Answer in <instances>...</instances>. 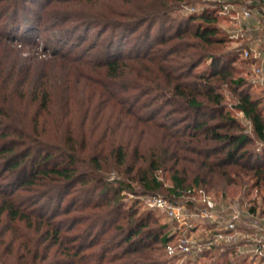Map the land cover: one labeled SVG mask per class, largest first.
<instances>
[{
  "label": "trees",
  "instance_id": "obj_1",
  "mask_svg": "<svg viewBox=\"0 0 264 264\" xmlns=\"http://www.w3.org/2000/svg\"><path fill=\"white\" fill-rule=\"evenodd\" d=\"M82 1L52 0L39 12L35 0H0L8 60L0 62V264H160L154 250L172 241L165 225L125 208L119 194L135 179L158 187L155 171L165 164L174 172L172 199L192 185H264V114L233 76L246 44L226 46L222 3L181 13L183 0H112L118 5L100 10ZM46 21L66 34L65 45L78 30L106 33L98 31L100 44L85 55L59 45L47 58L21 56L11 39L33 41ZM58 62L70 64L80 87L59 82L64 95L55 98L48 83L56 74L46 65ZM224 84L249 130L226 110ZM145 131L154 139L135 168L128 149ZM111 168L125 174L118 185L105 178ZM186 170L191 185L180 176Z\"/></svg>",
  "mask_w": 264,
  "mask_h": 264
},
{
  "label": "rangeland",
  "instance_id": "obj_2",
  "mask_svg": "<svg viewBox=\"0 0 264 264\" xmlns=\"http://www.w3.org/2000/svg\"><path fill=\"white\" fill-rule=\"evenodd\" d=\"M51 1L52 0H35V2L40 3V5L35 6V2L34 4L32 3L33 10L35 9V11L43 12L44 9L47 8V4L48 7L52 6L50 4ZM81 2L84 1L81 0ZM214 2H220V0H183L182 3L179 4L181 7L180 12L184 13L187 10L198 9L206 5H211ZM225 2H228L231 5L228 11L226 10L221 14L218 24L220 25L222 32L227 35L228 40L226 46L233 47L246 44L233 61V76L242 77L246 81L245 87L252 97L260 100V106L262 113L264 114V26L261 25L264 24V18L259 15V12L262 11L261 7L255 0H225ZM90 3L93 5L91 7L95 10H100L108 4L113 7L114 5H118L116 4L117 2L112 0H86V4L89 5ZM55 7L58 8V4H56ZM246 8L251 9L252 15L255 17L253 20L251 19L253 16L250 18H243L238 13ZM5 19L6 15L2 17L0 23L4 22ZM42 19L43 18H41V20ZM47 22L48 21L43 22L42 25L39 26V30L36 32L33 41H23L17 38L11 39V43L16 47V51L20 52L19 54L21 56L47 58L51 55V52L55 47L59 48V45L63 48V51L72 50L76 55H85L90 52L89 47L91 45L100 44L99 37L97 36L98 31L103 34L106 33L103 28L78 30L74 34H71L72 36L68 38L70 39L68 44L65 45L63 43L61 44L60 38L64 41L66 34H64L60 28H53L52 24L49 22L48 24ZM79 33L83 35L85 34L80 41L76 38ZM68 45H75V48ZM244 49H247V55L243 54ZM13 55L15 54H11L10 57H13ZM3 56L5 58L7 57V51L3 47H0V62L5 65L8 60L7 58H3ZM206 63L208 62L201 63L195 68V71L203 70L207 65ZM50 70L56 74L50 76V80H57L54 84L48 83L50 80L46 83H48V85L52 84L50 85V89L55 93V98H58L63 94L59 93L61 90H64V87H61V85L66 86V83L70 84L71 89L76 88V85L80 87V84L75 82L76 74L70 68V64H62L60 62L54 65L51 63L47 64L46 71L48 72ZM85 70L87 71V68H84V71ZM61 76L63 79L58 80ZM59 82L62 84L57 86ZM81 89L88 92L92 87H84L83 84ZM220 90L223 95V102L226 110L228 109L230 114L238 118L243 128L249 130V124L247 120L244 119L242 113L231 106V103L234 102V95L229 91L227 85H222ZM72 104L74 105V103ZM77 114V111L73 110L70 116L72 117ZM99 132L100 131L97 133ZM114 134L117 137L122 136L126 138L131 134L132 137L133 135H138L132 130H118ZM153 139L154 136L148 131H145L141 136L139 144L135 148L133 144L130 146V149H128L133 155L132 157H136V159H134L135 168L138 166L144 167L146 164L144 161L141 162L138 157L147 150V147L153 142ZM115 169L116 168H111L107 170L105 178L106 180L113 182L114 185H118L117 182L119 180L125 179V174L118 169ZM184 173V175H180L186 178L184 183H192L191 180L194 173H191L189 170H186ZM155 174L156 180L160 183L158 187H152L151 190H145L143 185L135 179L131 182V188H125L121 191L119 196L123 200L125 208L130 205H135V209L137 210L135 213L136 215L146 211L153 214L157 220L156 223L165 225L163 231L168 232L169 236L172 237V241L168 243L176 244L177 238L182 236H185L188 239V244L192 248L197 245H204V243L209 240L214 242L211 250L197 253L199 256L194 252H191L192 254L176 253L170 255L167 253L166 249L168 243H165L166 245L161 248L159 247V249H156L153 252V256L160 261V264H225L230 260L233 261L234 264H264V253H257V256L252 255L253 253L247 251L245 249L246 247L243 246L248 243L246 238H240L242 234L240 232L247 235L249 232H253L254 229H256L252 226L253 221L256 222L255 225H257V227H264L263 184L254 186L251 181H248L246 184H241L242 182L238 181L237 183L223 185V187H214L210 185L209 190L201 189L200 187L197 188L192 185V187L186 189L182 195L172 199L169 198V188L173 185L172 176L174 172L170 167V164L160 166V168L155 171ZM148 179H151V176H149ZM237 180H239V178H237ZM151 185L155 184L153 183ZM150 196H162L169 201L182 204L186 209L179 218L169 217L165 212L158 209H151L147 205L146 199ZM204 196L209 198L208 204L201 202ZM65 198L63 202L65 201ZM203 208H208L213 211L220 220L217 222H210V220L201 218L198 214H195L196 212L203 210ZM249 208H252L253 212L249 213ZM235 214L237 215L236 218H234ZM229 222L234 224V229L229 230L225 228L226 224ZM231 233L236 235L235 238H227V234ZM232 243L233 245H231ZM189 256L192 257V259H188Z\"/></svg>",
  "mask_w": 264,
  "mask_h": 264
},
{
  "label": "built area",
  "instance_id": "obj_3",
  "mask_svg": "<svg viewBox=\"0 0 264 264\" xmlns=\"http://www.w3.org/2000/svg\"><path fill=\"white\" fill-rule=\"evenodd\" d=\"M257 1L260 3V7L262 10L261 12L258 11L259 15H261L264 18V0H257ZM220 2H222V11L223 12L226 10L228 11L231 4H229L228 2L226 3L225 0H220ZM238 13L243 18H250L251 16H253L250 8L243 9L239 11ZM263 23H264V20H263ZM261 25L264 26V24H261ZM243 54L244 55L248 54L247 49L243 50ZM204 197L201 202H203L204 204H208L209 198L206 196ZM146 200H147L146 201L147 205L151 209L161 210L165 212L169 217H172V218L181 217L182 213L186 209V207H184L182 204L169 201L168 199L162 196H150ZM195 214H198V216H200L201 218L210 220V222L211 221L217 222L220 220L219 217H217L216 214L213 211L209 210L208 208H203V210H200L199 212H196ZM236 216L237 215L235 214L234 218H236ZM255 224L256 222L253 221L252 226L253 228H256V229H254L253 232H249L247 235L239 231L240 233H242L240 238H246L249 244L246 243L243 246L246 247L245 249L247 251H250V253H264V227H257V225ZM225 228L232 230L234 229V224L232 222H229L228 224H226ZM235 236L236 235L233 233L227 234V238L229 239H233L235 238ZM176 242H177L176 244L175 243L167 244L166 249H167L168 254L174 255L176 253H189V252H194L197 254L205 250H211L212 245L214 243L212 240H209L206 243H204V245H197L196 247L192 248L188 244V239L185 236L177 238Z\"/></svg>",
  "mask_w": 264,
  "mask_h": 264
}]
</instances>
